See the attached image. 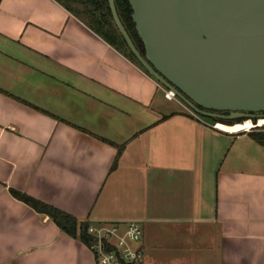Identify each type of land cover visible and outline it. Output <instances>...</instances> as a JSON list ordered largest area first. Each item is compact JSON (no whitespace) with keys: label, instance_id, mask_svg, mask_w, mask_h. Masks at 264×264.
Returning a JSON list of instances; mask_svg holds the SVG:
<instances>
[{"label":"crops","instance_id":"0c3cea01","mask_svg":"<svg viewBox=\"0 0 264 264\" xmlns=\"http://www.w3.org/2000/svg\"><path fill=\"white\" fill-rule=\"evenodd\" d=\"M217 125L57 0H0V264L94 263L10 190L140 223L143 264H264V146Z\"/></svg>","mask_w":264,"mask_h":264},{"label":"water","instance_id":"95a60500","mask_svg":"<svg viewBox=\"0 0 264 264\" xmlns=\"http://www.w3.org/2000/svg\"><path fill=\"white\" fill-rule=\"evenodd\" d=\"M108 4L133 56L193 114L264 120V0H129L145 56Z\"/></svg>","mask_w":264,"mask_h":264},{"label":"trees","instance_id":"16d2710c","mask_svg":"<svg viewBox=\"0 0 264 264\" xmlns=\"http://www.w3.org/2000/svg\"><path fill=\"white\" fill-rule=\"evenodd\" d=\"M61 3L70 13H72L76 18L83 21L90 30L102 38L107 44L115 48L118 52L124 54L133 63H135L140 69H142L149 77L156 81L137 61V59L130 52L126 42L120 35L118 29L116 28L108 0H73L79 3L83 7L82 11H75L71 9L66 2L69 0H57ZM117 9L118 16L125 27L127 33L129 34L131 40L133 41L135 47L142 56H145L144 45L139 38L135 25L132 21V8L129 4V0H114ZM157 82V81H156ZM158 83V82H157ZM159 84V83H158ZM215 124H222L225 126H231L235 122L222 121L214 119ZM250 136L257 141L259 144L264 146V131H253L250 132ZM118 149V156L114 161L111 170H115L118 165V160L122 154L124 146H116L106 140H103ZM12 197L21 203L25 204L29 208L33 209L35 212L41 215L49 217L59 229L70 236L73 239H79L83 244L86 245L89 238L87 236V231L90 226L89 223H81L72 217L64 213L63 211L47 205L35 198H32L24 193L16 190H10Z\"/></svg>","mask_w":264,"mask_h":264},{"label":"built area","instance_id":"2783aa9c","mask_svg":"<svg viewBox=\"0 0 264 264\" xmlns=\"http://www.w3.org/2000/svg\"><path fill=\"white\" fill-rule=\"evenodd\" d=\"M142 233L138 222L90 224L85 246L93 255V264H143Z\"/></svg>","mask_w":264,"mask_h":264},{"label":"rangeland","instance_id":"374dc122","mask_svg":"<svg viewBox=\"0 0 264 264\" xmlns=\"http://www.w3.org/2000/svg\"><path fill=\"white\" fill-rule=\"evenodd\" d=\"M66 4L71 9H73L75 11H82L83 10V7L81 5H79V3H76L73 0L67 1ZM158 85H159V96H162L165 99L171 100L174 104H176L178 106V109H180L182 112H184L186 114H190L193 118L200 119V120H202L205 123H210V124H213V125H217V124L214 123V119L205 118V117H201V116H197V115L193 114L184 104H182L175 97L171 96L172 98H168L167 95L169 94V92L162 85H160V84H158ZM245 122L244 121L243 122H235V123L231 124V126H228V127H233V126H235L237 124H243ZM257 130L264 131V126H259V127L253 126V128L249 130V133L253 132V131H257Z\"/></svg>","mask_w":264,"mask_h":264},{"label":"bare ground","instance_id":"6f19581e","mask_svg":"<svg viewBox=\"0 0 264 264\" xmlns=\"http://www.w3.org/2000/svg\"><path fill=\"white\" fill-rule=\"evenodd\" d=\"M171 96V95H170ZM258 127L259 126H264V120H260L258 122ZM217 128L220 129V130H224V131H231V132H235V131H243V130H250L253 128V124L251 123V121H246L245 123L243 124H237L233 127H228V126H225V125H222V124H218L217 125Z\"/></svg>","mask_w":264,"mask_h":264},{"label":"flooded vegetation","instance_id":"af4514ba","mask_svg":"<svg viewBox=\"0 0 264 264\" xmlns=\"http://www.w3.org/2000/svg\"><path fill=\"white\" fill-rule=\"evenodd\" d=\"M225 116L229 115L228 113L224 114ZM262 115H264V113H262Z\"/></svg>","mask_w":264,"mask_h":264}]
</instances>
